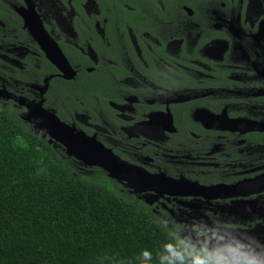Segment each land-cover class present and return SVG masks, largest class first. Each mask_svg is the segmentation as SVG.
I'll use <instances>...</instances> for the list:
<instances>
[{"label": "flooded vegetation", "instance_id": "af4514ba", "mask_svg": "<svg viewBox=\"0 0 264 264\" xmlns=\"http://www.w3.org/2000/svg\"><path fill=\"white\" fill-rule=\"evenodd\" d=\"M31 12L68 73L25 26ZM0 89L150 175L207 188L133 194L113 179L176 234L264 244V0H0Z\"/></svg>", "mask_w": 264, "mask_h": 264}, {"label": "trees", "instance_id": "16d2710c", "mask_svg": "<svg viewBox=\"0 0 264 264\" xmlns=\"http://www.w3.org/2000/svg\"><path fill=\"white\" fill-rule=\"evenodd\" d=\"M129 1L144 0H116ZM175 236L151 206L0 103V264H141L145 249L159 264Z\"/></svg>", "mask_w": 264, "mask_h": 264}, {"label": "water", "instance_id": "95a60500", "mask_svg": "<svg viewBox=\"0 0 264 264\" xmlns=\"http://www.w3.org/2000/svg\"><path fill=\"white\" fill-rule=\"evenodd\" d=\"M24 24L29 32L38 42L40 49L46 57L52 61L54 66L63 74L70 71L67 62L56 45L45 33L40 22L31 12L23 15ZM69 70V71H68ZM42 93L44 87L36 88ZM0 98L10 99L12 102L24 108L21 119L29 123L33 131L39 132L42 137L47 136L48 141L61 145L65 155L81 162L82 165L100 168L107 177L122 182L133 194L150 191L156 194L166 192L169 194H193L200 193L207 188H194L186 182H175L168 178L150 175L141 168L133 166L119 159L109 149L103 147L91 136H86L80 131L74 130L72 126L58 120L50 111L41 106V100L34 102L24 97L8 93L0 89ZM252 184V183H251ZM229 192L233 188H224ZM233 193V192H232Z\"/></svg>", "mask_w": 264, "mask_h": 264}, {"label": "clouds", "instance_id": "9594fccd", "mask_svg": "<svg viewBox=\"0 0 264 264\" xmlns=\"http://www.w3.org/2000/svg\"><path fill=\"white\" fill-rule=\"evenodd\" d=\"M200 232L177 230L173 241L163 246L159 264H264V244L244 240L235 230ZM152 253L142 252L141 264H149Z\"/></svg>", "mask_w": 264, "mask_h": 264}, {"label": "rangeland", "instance_id": "374dc122", "mask_svg": "<svg viewBox=\"0 0 264 264\" xmlns=\"http://www.w3.org/2000/svg\"><path fill=\"white\" fill-rule=\"evenodd\" d=\"M23 114H24V112H23ZM20 119H21V117H20ZM22 120V119H21ZM23 121V120H22ZM24 123H26V125H28L29 127H30V129L32 130V127H31V125L29 124V123H27V122H25V121H23ZM36 132V131H35ZM37 133H39V132H37ZM40 134V133H39ZM40 136L42 137V135L40 134ZM47 142H48V144H50L52 147H53V149H55V150H57V151H59V152H62L63 153V155H65V153H64V149H63V147L61 146V145H59L58 143H56V142H53V141H48L47 140ZM65 156H67V155H65ZM81 163V162H80ZM82 164V163H81ZM143 198H153L152 196H148V195H145V196H143Z\"/></svg>", "mask_w": 264, "mask_h": 264}]
</instances>
